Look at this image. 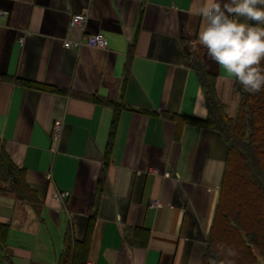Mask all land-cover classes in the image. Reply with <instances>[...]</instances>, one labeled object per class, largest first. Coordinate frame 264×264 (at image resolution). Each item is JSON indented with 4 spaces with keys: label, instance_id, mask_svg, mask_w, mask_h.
Masks as SVG:
<instances>
[{
    "label": "crops",
    "instance_id": "crops-1",
    "mask_svg": "<svg viewBox=\"0 0 264 264\" xmlns=\"http://www.w3.org/2000/svg\"><path fill=\"white\" fill-rule=\"evenodd\" d=\"M207 3L0 0V137L37 199L35 207L0 192V222L9 224L0 264H64L66 232L82 239L90 217L85 264L202 263L227 143L198 121L208 110L193 63L215 75L229 115L239 102L235 77L198 43ZM83 10L86 24L70 27ZM97 31L106 48L63 45ZM102 98L122 105L109 155L114 107Z\"/></svg>",
    "mask_w": 264,
    "mask_h": 264
},
{
    "label": "trees",
    "instance_id": "trees-1",
    "mask_svg": "<svg viewBox=\"0 0 264 264\" xmlns=\"http://www.w3.org/2000/svg\"><path fill=\"white\" fill-rule=\"evenodd\" d=\"M129 54H132V48H129ZM193 66L198 72L208 110L207 116L198 121L218 131L227 143L219 197L201 264H211L212 261L215 264H264V88L253 94L245 91L235 79L239 102L235 114L229 115L217 92L215 75L197 62ZM260 67L264 69V60ZM16 81L26 86L59 91L58 88L40 82L21 78ZM102 100L114 107L106 145V155H109L122 105L106 98ZM155 112L152 110L149 113ZM170 115L180 121L188 119L185 116ZM0 192L14 193L34 205L37 201L34 191L25 181L24 169L13 162L1 137ZM93 218L90 217L82 239H75L70 230L66 232L64 249L60 254L61 263H86ZM8 230L9 224L0 222V250H5ZM221 248L225 249L224 253H221ZM229 248L234 250L235 255H227L226 250Z\"/></svg>",
    "mask_w": 264,
    "mask_h": 264
},
{
    "label": "clouds",
    "instance_id": "clouds-1",
    "mask_svg": "<svg viewBox=\"0 0 264 264\" xmlns=\"http://www.w3.org/2000/svg\"><path fill=\"white\" fill-rule=\"evenodd\" d=\"M199 15L197 39L208 58L235 77L245 91L260 92L264 88V69L260 67L264 60V0H230L223 7L208 0ZM226 251L235 255L231 248Z\"/></svg>",
    "mask_w": 264,
    "mask_h": 264
},
{
    "label": "built area",
    "instance_id": "built-area-1",
    "mask_svg": "<svg viewBox=\"0 0 264 264\" xmlns=\"http://www.w3.org/2000/svg\"><path fill=\"white\" fill-rule=\"evenodd\" d=\"M1 13V12H0ZM88 19V13L83 10L80 12H74L71 14L69 19V26H84ZM22 40V39H21ZM82 44H87L92 47L106 48L108 46V39L105 34L101 31L86 34L84 39H71L67 38L63 41V45L69 48H80ZM63 124L62 122H55L52 127V138L57 141L60 137ZM67 192H62L60 196L66 195ZM161 203L158 199H154L150 202L151 206H159Z\"/></svg>",
    "mask_w": 264,
    "mask_h": 264
},
{
    "label": "rangeland",
    "instance_id": "rangeland-1",
    "mask_svg": "<svg viewBox=\"0 0 264 264\" xmlns=\"http://www.w3.org/2000/svg\"><path fill=\"white\" fill-rule=\"evenodd\" d=\"M17 196V195H16ZM18 197V196H17ZM35 206H36V204H35ZM261 259V258H260Z\"/></svg>",
    "mask_w": 264,
    "mask_h": 264
}]
</instances>
